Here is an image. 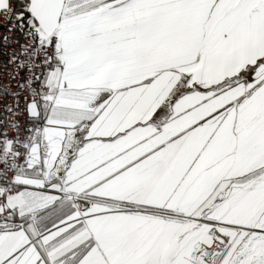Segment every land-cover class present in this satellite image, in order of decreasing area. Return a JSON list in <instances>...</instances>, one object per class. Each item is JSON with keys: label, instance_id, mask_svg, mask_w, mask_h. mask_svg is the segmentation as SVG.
<instances>
[{"label": "snow or ice", "instance_id": "1", "mask_svg": "<svg viewBox=\"0 0 264 264\" xmlns=\"http://www.w3.org/2000/svg\"><path fill=\"white\" fill-rule=\"evenodd\" d=\"M0 264H264V0H0Z\"/></svg>", "mask_w": 264, "mask_h": 264}]
</instances>
